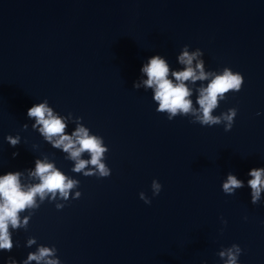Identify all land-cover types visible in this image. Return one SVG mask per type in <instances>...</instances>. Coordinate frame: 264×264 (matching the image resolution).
<instances>
[{
    "label": "water",
    "instance_id": "95a60500",
    "mask_svg": "<svg viewBox=\"0 0 264 264\" xmlns=\"http://www.w3.org/2000/svg\"><path fill=\"white\" fill-rule=\"evenodd\" d=\"M184 51L208 77L184 82L194 111L169 120L141 68L159 56L176 83ZM226 68L241 89L218 97L219 124L201 125L199 89ZM41 103L64 135L83 127L101 140L107 177L73 171L59 137L27 115ZM38 160L76 184L18 213L0 264H226L233 245L237 264H264V188L253 203L248 185L264 169V0H0V176L19 173L27 190ZM228 175L242 187L225 193ZM42 247L53 254L28 261Z\"/></svg>",
    "mask_w": 264,
    "mask_h": 264
},
{
    "label": "clouds",
    "instance_id": "9594fccd",
    "mask_svg": "<svg viewBox=\"0 0 264 264\" xmlns=\"http://www.w3.org/2000/svg\"><path fill=\"white\" fill-rule=\"evenodd\" d=\"M199 53L191 55L184 51L179 57L180 63L185 65L183 71L172 72L176 83L168 79L169 67L164 59L159 56H153L148 63L141 68V71L146 74L147 79L143 81L148 88L154 89L153 99L159 103L158 112H168L169 120L177 113L188 114L193 112L192 101L189 99L191 95L190 89L185 85V81L205 80L208 77L203 71L201 62H197L195 70L192 67V62ZM197 71L199 74H197ZM243 84L241 74H233L227 68L222 75L215 76L207 85L206 88L199 89V97L197 103L200 106L201 115L197 116L201 125L219 124L221 117L211 115L212 111L218 106V97L223 98L224 94L230 90L239 91ZM138 87L139 85H134ZM236 112L230 109L226 115H223V120L228 123L225 125V131L232 128L233 117ZM29 117H34L36 123L41 125V133L46 139L51 140L52 137H59L55 140L54 147H62L63 151L70 153V157L76 161L73 171L80 172L91 164L95 166L101 177H107L109 170L105 164L101 163L102 156L107 149L102 146V142L96 136H90L88 131L83 127H78L73 136L64 135L65 123L55 115L45 103H41L30 107L27 110ZM35 127V125H33ZM75 137V140H73ZM9 143L15 145L17 140L8 137ZM78 145V146H77ZM88 152L91 155L90 160L79 159L81 153ZM14 155H16L14 153ZM92 172H87L85 175H92ZM39 178L40 183L23 190L19 183V173H8L0 176V249L10 250L12 247L8 226L11 224L13 228L19 226L18 213L25 208L35 205V197L37 195L43 200L46 193H52L53 196L58 192L63 198L67 199L69 190L72 189L76 182L68 179L60 171L56 170L51 163H43L36 161L34 173H31ZM252 177L248 181V185L252 189V202L255 203L260 196L261 189L264 188V169H252L249 172ZM242 187V182L234 175H228L227 181L223 184L225 193H232L234 189ZM152 188L154 195L159 194L161 185L153 181ZM78 195V194H77ZM143 198V197H142ZM148 203V201H145ZM33 241H29L31 244ZM234 249V251H233ZM52 250L49 248H40L37 253H29L28 261L36 260L37 262L51 256ZM241 254V249L233 245L232 249L226 252H221L223 257L227 255L226 264H237V258ZM27 264V261H25ZM46 264H58L56 260H46Z\"/></svg>",
    "mask_w": 264,
    "mask_h": 264
}]
</instances>
